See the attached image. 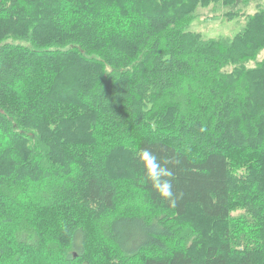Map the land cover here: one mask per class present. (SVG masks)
I'll list each match as a JSON object with an SVG mask.
<instances>
[{
  "label": "trees",
  "instance_id": "trees-1",
  "mask_svg": "<svg viewBox=\"0 0 264 264\" xmlns=\"http://www.w3.org/2000/svg\"><path fill=\"white\" fill-rule=\"evenodd\" d=\"M253 1L0 0V197L14 210L11 222L0 204V264H88L90 222L58 208L68 198L97 213L119 259L156 250L143 264H264L260 165L257 231L246 238L228 225L238 177L228 154L264 162V8L243 10ZM216 2L242 27L205 39L191 24ZM129 143L128 165L153 206L178 218L197 207L225 224L202 258L176 247L202 243V229L175 236L168 218L113 212L120 189L102 148ZM165 182L169 197L155 187Z\"/></svg>",
  "mask_w": 264,
  "mask_h": 264
},
{
  "label": "rangeland",
  "instance_id": "rangeland-1",
  "mask_svg": "<svg viewBox=\"0 0 264 264\" xmlns=\"http://www.w3.org/2000/svg\"><path fill=\"white\" fill-rule=\"evenodd\" d=\"M262 8H264V0L253 1L245 9L243 8V10H245V14H247L246 12L252 13ZM230 9L232 8L225 6L222 2L212 3L206 7H199L196 11L195 20L191 24V29L200 32L205 39L220 36H234L240 31L242 24L240 25L237 19H226L225 16L227 12H230ZM129 146L130 148L126 145H115L111 148H102L112 170V178L117 181L120 189L119 199L113 212L121 214H139L141 216H147L148 219H152L157 215L158 217L162 216V218H168L166 221V224L168 225L167 232H170L175 236L179 235L180 232L188 234L195 229H202V232L200 233L202 243L198 239H193L189 240L187 243L180 242V244L178 242L176 244V247L188 250L196 259L202 258V255L204 254L203 246L212 243L214 239L219 235H222L225 224L213 221L207 223L197 207H191L187 216L178 218L170 212L166 213L161 208L153 206L149 195L141 186L137 185L134 180V173L128 165V159L136 148H134L135 145L131 143H129ZM185 149L195 151L194 154L198 155L202 152V148ZM228 156L230 158L229 170L232 174L238 176L236 180L237 189L231 192V202L233 204L231 218L228 225L232 232L235 229H238V232L235 234L242 232L246 238H249V231L252 233L251 236L253 235V232L257 231L254 222L252 223V219L255 217L258 210L256 201L260 199L259 194L262 195V193L254 187L253 174L258 165H260V168H264V162L256 164L255 155L242 153L240 148H234ZM19 191H23L20 194L22 197H28V189H19ZM74 196L76 197L77 194H74ZM69 202L70 200L68 198L67 201H65L66 205L59 206L58 208L61 209L65 215L68 214L71 218L73 216L66 212L67 205H70L71 209L74 210L75 214L78 215L81 221L82 219H86L90 222L88 232L92 253L91 255L89 254V257L86 255L87 258L84 259V262L88 264H143L145 257L157 255L156 253H159L156 250L143 251L136 257L133 256L119 259L121 257L116 247L105 242V240L102 241L97 233L95 222L97 213L94 210L85 209V207H82L83 209L77 207V202ZM0 204L2 205V211H0L3 213V216H6V214L9 213L12 216V222L14 217L12 203L6 201L4 196H1ZM85 210H90L91 215H86ZM23 215L24 212L21 213L20 217L22 218ZM39 215L42 217V214ZM17 230L18 229L15 226L11 228V231H14V234L17 233ZM245 232L247 233L245 234ZM18 234L19 238H27L25 237L26 233H24L23 229L18 231ZM15 236L17 235L15 234ZM175 241L176 240H170L169 244ZM102 253H105L106 256L103 257ZM78 262H80V260L77 261V263Z\"/></svg>",
  "mask_w": 264,
  "mask_h": 264
},
{
  "label": "clouds",
  "instance_id": "clouds-1",
  "mask_svg": "<svg viewBox=\"0 0 264 264\" xmlns=\"http://www.w3.org/2000/svg\"><path fill=\"white\" fill-rule=\"evenodd\" d=\"M145 152H146V154L149 155V156L152 155V154H151L150 152H148L147 150H145ZM155 187H157V188L159 189L160 194L163 195V196H165V197H169V196L172 195L171 190H170L171 185H170V183H168V182H165L163 185H160L159 183H157V184L155 185Z\"/></svg>",
  "mask_w": 264,
  "mask_h": 264
}]
</instances>
